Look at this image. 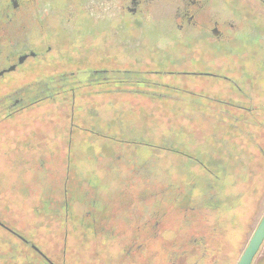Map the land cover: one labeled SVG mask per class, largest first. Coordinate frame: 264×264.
<instances>
[{
	"label": "flooded vegetation",
	"instance_id": "obj_1",
	"mask_svg": "<svg viewBox=\"0 0 264 264\" xmlns=\"http://www.w3.org/2000/svg\"><path fill=\"white\" fill-rule=\"evenodd\" d=\"M222 1L224 4H220ZM220 5L236 12L241 6L246 8L243 14L247 17L264 20V0H0V160L23 156L24 163L37 165L42 170L54 163L57 167L51 168L48 174H58L56 188L38 196L43 205L28 211V220L34 222L25 223V231L29 236L34 230L32 237L16 232L0 219V227L28 246L23 248V254L31 252L34 260L56 264L33 241H54L65 250L71 236H79L80 241L92 244L106 240V244L121 245V255L130 264H231L233 252L227 253L224 242L228 239L225 236L230 220L226 222L220 215L222 201L234 198L226 187L219 202L213 181L208 178H203V192L194 198L191 194L184 195V185L176 191L166 189L159 193L152 158L125 160L117 156L119 151L114 153L104 147L102 150L110 161L102 165L104 156H98L97 162L114 176L105 187L121 184L114 198L101 201L90 173L76 171L72 158L75 146L93 153L94 143L90 138L116 141L107 136L106 130L111 128L96 112L101 102L119 117L136 113L144 118L189 117L191 111H197L191 108L196 107L193 98L214 86L208 87L209 84L203 82H191L187 86L184 80L188 83L189 79L175 81L169 79V75L220 79L219 86L234 84L229 75L209 71L207 66L205 71H161L170 69L173 59L154 66L160 58L153 54L155 48L150 44L151 39L157 42L160 38L171 46L176 40L178 48L183 50L187 48L182 47L189 46L194 35L199 34L197 43L202 42L209 49L205 53L216 54L214 51L221 42L239 33L235 31L239 28L227 23L220 9H216ZM109 11H117L124 30L114 26L116 20L108 18ZM160 22L165 25L159 27ZM148 34L156 36L149 39ZM129 36L130 40L139 39L134 48L123 41ZM170 46L163 45L164 50L160 52L173 51ZM183 60L177 62L176 67H184L186 59ZM219 91L217 88V94ZM224 92L222 90L221 94ZM115 101L123 102L120 111L114 108ZM49 106L55 107L53 112H49ZM85 106L93 108L96 114ZM223 107L226 112L213 110V113L229 118L238 116L228 110L229 106ZM35 114H38L37 119ZM49 118L56 120L52 122ZM24 119L25 125L17 124ZM43 122L53 125L43 126ZM15 130L27 131L21 143L14 137ZM149 131L152 137L156 134L151 127ZM139 133L145 135L141 129ZM217 143L220 146L217 149L226 153L221 148L223 143ZM139 144L157 148L144 140ZM161 146L174 149L166 141ZM235 148L227 150L237 154V164L245 171V162L239 158L241 148L237 144ZM64 153L66 157L62 156ZM230 157H217L216 161L223 163ZM248 159L250 174L253 157ZM199 166L207 174L212 169L203 163ZM229 168L231 172L232 166ZM193 186L191 183L190 187ZM238 195L237 192L236 197ZM181 198L186 206H178ZM175 213L187 214L177 227L172 224ZM188 215L192 216L188 218ZM7 240L2 237L0 243ZM18 241L9 246L16 248ZM183 258L185 262H181Z\"/></svg>",
	"mask_w": 264,
	"mask_h": 264
},
{
	"label": "rangeland",
	"instance_id": "obj_2",
	"mask_svg": "<svg viewBox=\"0 0 264 264\" xmlns=\"http://www.w3.org/2000/svg\"><path fill=\"white\" fill-rule=\"evenodd\" d=\"M220 4H224L223 1ZM216 9H220L223 19H225L227 23H231L239 28L235 30L239 31V33L234 35V37L236 36L235 38H229L227 41L221 42L216 48L217 50L214 51L216 54L211 53L209 56V54L205 53L209 50L204 46L205 44L202 42H198L199 44L197 43L199 34L194 35L195 37L191 39L189 46L182 47L188 50L179 49V44L176 40L172 41L171 46L169 44H164L165 42L160 38L157 42H153L154 40L151 39V37L156 35L148 34V38L151 39L150 44L155 48L153 54L159 56H156L157 59L160 58V62L157 63L158 65L154 63V66H161V62L168 59H173V66H171L170 69H160L161 71H205L207 66L209 71L229 75L234 84H229V86L221 84L219 86L217 84L221 83L220 79L194 77L190 75H169L168 78L174 79L175 81L182 78L189 79L188 83L184 80L187 86L188 84L196 82H203L202 84L208 83V87L214 86L212 90L208 89L207 91H203L199 93L200 95L197 94V98H193L196 104L195 106L198 108L191 106L193 110L197 111H191L192 115H189V117L159 115L155 118H144L143 116H137L136 112V115H132L131 117H119L109 112V107H107L106 103L101 102V106H96V112L100 114L102 121L108 122V126L111 128L110 131L106 130L107 136H112L116 141H107L103 138L99 140L94 138V141L90 138V141L94 143V149H92L93 153L90 154L91 151L87 152L86 149L82 147L76 149L75 146L72 155L74 157L72 158L76 171L90 173L92 184L97 186V192L100 193L99 199L101 201H105L107 197L114 198V192L121 184L118 183V186L114 187H105V184L109 180H114V176L113 173H110L108 170H103L97 162L98 156H104L102 165H106L110 161L102 150L104 147H107V149L114 153L119 151L117 156L124 157L125 160H130L131 157H141L144 159L148 158L149 161V158H152L154 160L153 169L156 170V177L158 178L157 190L159 193H161V191L166 192V189L167 192L176 191L178 190L177 187L184 185V195L191 194L194 198L203 192V180L208 178L213 181L212 185L217 191L218 195L216 199L217 202H219L222 190L226 187L228 193H232L234 198L229 202L222 201L220 208L222 213H220V215L226 219V222L229 220L232 221H229L227 224L228 229L226 230L225 237L228 239L224 242L226 243L225 248L227 253L230 254L233 252V256L230 258L231 264H237L264 215V153H262V151L257 153L255 156L256 160L254 159L253 163H251L249 174L247 169L249 164L248 157L256 152L255 148H257V146L255 144L257 142V137L255 135H250L249 144L247 143L246 146V141L242 144L239 143L238 138L230 131V118L220 116L218 113L215 114L213 110L225 111L226 108L223 107V109L222 106H226L224 104L227 102H232L236 105L239 103V105H242L243 100L247 102L250 107L252 105V109L247 111L243 110L241 106H239V109L229 106L228 110H232L234 114L237 113V117L244 116L246 111L251 115L263 114L264 116V17L262 18L263 21L251 16L247 17L245 14L246 8L242 9L241 6H238L237 12L235 9H231V11L229 7L227 8L224 5H220V7ZM243 11H245L244 14ZM108 18L116 20L114 25L116 28L119 27L123 29L117 11H109ZM159 24V27L165 25V23L162 22ZM110 30H113L112 27ZM115 38L120 42L119 38ZM123 41L126 42L125 45L128 47L134 48L138 45L139 39H136V41L130 40L129 36ZM163 45H165V47L170 46V49H172L171 47L173 46V51L161 53L160 51L164 50ZM158 51L160 52L159 54L156 53ZM181 51L183 52L179 53ZM183 59H186V65L184 67H176L178 66L177 62L185 61ZM244 67L245 70H249L252 67L255 72L252 73L254 80L259 78L261 81H257V84L254 85L255 90L257 88L259 94L254 93L250 85V83L252 84L254 81L250 79L247 80L248 78L246 79L243 70ZM222 83L224 82L222 81ZM244 84V91L246 90L247 92V98L240 97L239 92L235 88L237 87L239 90L243 91L242 88ZM239 85H241L242 88ZM217 88L220 89L219 94H217ZM229 88L230 92H228ZM222 90L225 91V94H221ZM191 98L192 97H187L186 99L189 100ZM97 103L100 102L97 101ZM221 103L223 105H221ZM122 105V101H120V104L118 101L114 102V108H118V111L121 110ZM236 105L235 107H237ZM85 107L89 112L91 109V112L96 114L93 108L88 106ZM54 109L55 107L49 106L48 110L49 112H53ZM198 109H201L202 112ZM36 112L38 113V110H36ZM193 114L196 116H193ZM33 116H35L36 119L38 118V114ZM124 118L128 119L126 120ZM27 120L32 121V118H28ZM54 120L56 119L49 118V121L53 122ZM17 124L25 125L26 120H21ZM51 125H53V123L49 122L46 124L43 122V126ZM149 127L156 133L153 137L150 134ZM138 128L145 132V135L142 136L139 133L140 129L137 130ZM229 131L230 133L228 134ZM26 132V130H15L14 137L16 141L21 143ZM245 137H247V135H245ZM142 140L157 148H149L139 144ZM258 140L264 148V136L260 137ZM165 141L175 150L163 148L164 146L161 145H163ZM216 142L223 143L221 148L226 153H222L217 149L220 148V146L219 143L216 144ZM225 142H228V144L225 145ZM236 144L240 148H243L242 151L241 149L239 150V158H242V161L245 162V171L244 168L237 164V154L233 155L227 150L229 147L235 148ZM45 149L46 148H43V150ZM226 155L232 156L230 158L233 160L230 162L231 159L229 158V160H225L223 163L216 161L217 157H224ZM62 156L66 157L65 153L62 154ZM183 157H185L186 160L183 159ZM21 159H24L23 156L13 157L11 160L5 157L4 160H0V219L6 222L16 232L22 235L25 234L24 236L30 238L34 235V230L28 236L25 231V223L31 225L34 220H28V211H30L29 209H32V207L43 205L39 203V198L41 197L38 198V196L44 194L46 190L55 187V183L58 182L56 180L58 179L56 177L58 174L54 175V172L48 174L51 168L57 167L54 163L45 166L44 170H42L39 169L37 165L24 163ZM198 163H203L207 168H212L210 173L207 174L204 168L199 166ZM210 165H213V167ZM220 165L222 166L220 167ZM230 165L233 168L231 172L229 171ZM224 167L227 168V172L224 171ZM243 171L248 172V174ZM200 175L201 177H198ZM246 175L251 176L249 177ZM168 179L170 181H167ZM191 183H194L192 188L190 187ZM143 189L145 188L143 187ZM108 191H110V193ZM237 192L239 193V197H236ZM50 205H52V203H50ZM178 206H186L182 198ZM186 216V213H175L172 222L173 226L177 227L182 223V217ZM191 216L192 215H188V218ZM2 237H7L8 240L0 243V264L46 263L41 260H34L30 255L31 252L26 251L27 253L23 254V248L27 249L28 246L22 244L14 235H11L8 231L0 227V238ZM78 237L75 236L73 238L71 236L65 250L62 245H55L56 242L54 241L45 243L35 239L33 242L36 243V246L44 254L53 259L56 264H130L121 255V245L115 242L106 244V240H98V243H95V245L86 241H80ZM17 241L19 242V246L16 245ZM11 242L16 243L14 245L16 248L12 249V247L9 246ZM29 249H31V247ZM181 262H185V258H183ZM253 264H264V245Z\"/></svg>",
	"mask_w": 264,
	"mask_h": 264
},
{
	"label": "trees",
	"instance_id": "obj_3",
	"mask_svg": "<svg viewBox=\"0 0 264 264\" xmlns=\"http://www.w3.org/2000/svg\"><path fill=\"white\" fill-rule=\"evenodd\" d=\"M243 70H244V73L246 75V79L248 78L247 80L250 79L251 81H254V83H252V84L249 82L252 89L254 90V93L259 94L258 89L256 88V90H255L254 85L257 84V81L258 82H261V81L259 80V78L254 80V76L252 75V73H255V72L253 71V68L251 67V69L245 70V67H244ZM254 70H256V69H254ZM255 75H257V74H255ZM239 86L242 88L241 85H239ZM244 87H245V84L243 85V88H242L243 91L239 90V88H237V87H235V88L239 92L240 97L247 98V92H246V90L244 91V89H245ZM228 100H230V99H228ZM224 105H226V107L230 106L232 108H237V109H239V106H241V108L243 110H247V108L252 109V105L250 107L249 104L247 102H244L243 100H242V105H239V103L236 105L235 103H232V102H227ZM235 105L237 107H235ZM247 111H249V110H247ZM247 111L244 114V116L230 118V122H229L230 126L229 127L231 128L230 131L232 132V134L236 138H238L239 143L242 144L243 142L246 141L245 146L247 145V143L249 144L250 135H255L257 137V142L255 144L257 146V148H255L256 152H254L252 155L253 160H254L255 156L257 155V153L259 151H262V153H264V148H263L261 142L258 140L260 137L264 136V116H263V114L262 115H258V114L257 115L256 114L251 115L250 113H247ZM230 131L228 132V134L230 133ZM245 135H247V137H245ZM241 149L243 150V148H241Z\"/></svg>",
	"mask_w": 264,
	"mask_h": 264
},
{
	"label": "water",
	"instance_id": "obj_4",
	"mask_svg": "<svg viewBox=\"0 0 264 264\" xmlns=\"http://www.w3.org/2000/svg\"><path fill=\"white\" fill-rule=\"evenodd\" d=\"M264 242V215L237 264H252Z\"/></svg>",
	"mask_w": 264,
	"mask_h": 264
}]
</instances>
